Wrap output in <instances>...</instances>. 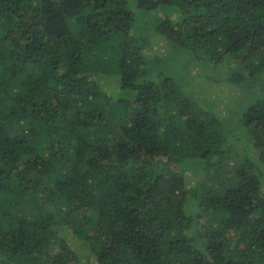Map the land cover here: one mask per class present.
<instances>
[{
  "label": "trees",
  "instance_id": "trees-1",
  "mask_svg": "<svg viewBox=\"0 0 264 264\" xmlns=\"http://www.w3.org/2000/svg\"><path fill=\"white\" fill-rule=\"evenodd\" d=\"M0 264H264V0H0Z\"/></svg>",
  "mask_w": 264,
  "mask_h": 264
},
{
  "label": "rangeland",
  "instance_id": "rangeland-1",
  "mask_svg": "<svg viewBox=\"0 0 264 264\" xmlns=\"http://www.w3.org/2000/svg\"><path fill=\"white\" fill-rule=\"evenodd\" d=\"M139 25L140 27H142L143 31L145 33H149L148 30H146V25L142 22V21H139ZM161 46H163V49H162V52H166L168 51V47L167 45L164 43V42H161L160 44ZM191 67L193 68V70L195 72H202L205 73L206 71L205 70H200L198 67H197V64L195 62H193V64L191 65ZM190 67V68H191ZM197 84L194 83L195 87L198 88V89H202L204 88L205 89V92L207 93H210L211 91L213 92H216V95H219L222 97V100L225 101L226 103H232V104H237L241 99H242V91L238 88H234L235 86L231 87L230 83H226L225 85H214V87L210 86V83L208 81L206 82H202L203 80H201V77L199 79H197ZM207 80V79H205ZM226 108L229 106L227 104L224 105ZM187 176H188V179L190 181H192L193 183L196 181L197 177H195L193 175V172L191 171H188L187 172Z\"/></svg>",
  "mask_w": 264,
  "mask_h": 264
}]
</instances>
